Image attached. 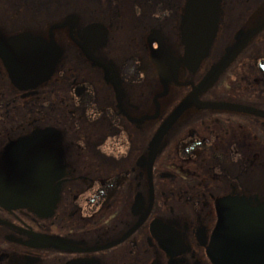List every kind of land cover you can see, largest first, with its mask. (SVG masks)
I'll return each instance as SVG.
<instances>
[{"label":"flooded vegetation","instance_id":"obj_1","mask_svg":"<svg viewBox=\"0 0 264 264\" xmlns=\"http://www.w3.org/2000/svg\"><path fill=\"white\" fill-rule=\"evenodd\" d=\"M263 192L264 0H0V264H250Z\"/></svg>","mask_w":264,"mask_h":264},{"label":"water","instance_id":"obj_2","mask_svg":"<svg viewBox=\"0 0 264 264\" xmlns=\"http://www.w3.org/2000/svg\"><path fill=\"white\" fill-rule=\"evenodd\" d=\"M250 264H264V248L253 253Z\"/></svg>","mask_w":264,"mask_h":264},{"label":"rangeland","instance_id":"obj_3","mask_svg":"<svg viewBox=\"0 0 264 264\" xmlns=\"http://www.w3.org/2000/svg\"><path fill=\"white\" fill-rule=\"evenodd\" d=\"M263 193H264V192H263ZM262 199H263V198H262ZM262 199H261V200H262Z\"/></svg>","mask_w":264,"mask_h":264}]
</instances>
